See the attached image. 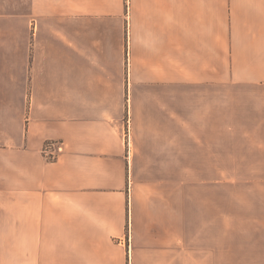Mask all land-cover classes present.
Listing matches in <instances>:
<instances>
[{
    "label": "crops",
    "instance_id": "0c3cea01",
    "mask_svg": "<svg viewBox=\"0 0 264 264\" xmlns=\"http://www.w3.org/2000/svg\"><path fill=\"white\" fill-rule=\"evenodd\" d=\"M0 264H264V0H0Z\"/></svg>",
    "mask_w": 264,
    "mask_h": 264
},
{
    "label": "built area",
    "instance_id": "2783aa9c",
    "mask_svg": "<svg viewBox=\"0 0 264 264\" xmlns=\"http://www.w3.org/2000/svg\"><path fill=\"white\" fill-rule=\"evenodd\" d=\"M62 149V144L60 142L57 140H49L46 142L43 151L48 159H55Z\"/></svg>",
    "mask_w": 264,
    "mask_h": 264
},
{
    "label": "rangeland",
    "instance_id": "374dc122",
    "mask_svg": "<svg viewBox=\"0 0 264 264\" xmlns=\"http://www.w3.org/2000/svg\"><path fill=\"white\" fill-rule=\"evenodd\" d=\"M127 129H128V125H127Z\"/></svg>",
    "mask_w": 264,
    "mask_h": 264
}]
</instances>
